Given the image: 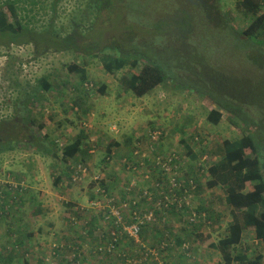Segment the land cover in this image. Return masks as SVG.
Returning a JSON list of instances; mask_svg holds the SVG:
<instances>
[{"label":"rangeland","instance_id":"rangeland-1","mask_svg":"<svg viewBox=\"0 0 264 264\" xmlns=\"http://www.w3.org/2000/svg\"><path fill=\"white\" fill-rule=\"evenodd\" d=\"M55 1V10L52 11L51 7ZM118 1L110 0L107 3L109 12L121 13L122 2ZM128 1L129 7L134 5L138 10L132 18L130 17L131 19L126 18L127 20L123 21V24L129 25L127 33H131L134 28L146 29L153 12L155 16H164L168 12L169 5L165 0H153L154 6L151 0ZM237 1L220 0V8L230 17V24L244 30L248 22L236 12L234 7ZM85 2L86 0H23L20 4L25 7L21 12V16H24L22 23L28 21L31 27L41 29L52 20L51 33L58 35L57 37L66 36L75 26L77 28L76 23L82 26H84L82 23H88L90 15L84 9ZM2 7L8 12L4 5ZM262 11L264 3L261 6V13ZM143 17L146 22L148 21L145 25L139 22ZM109 18H100L99 15L91 18L88 34L102 36L101 39L95 36V40H99L101 45L100 51H96L97 56L85 57L70 51L55 52L49 46L37 47L34 43L0 46V123L4 122L5 125L16 122V129L10 135L15 136L16 133V137L23 141L17 144L13 151L0 155V264H24V261L28 264H217L220 260L218 251L206 248L205 244L207 241L216 243L227 235V225L232 216L230 208L224 203V190L220 187L207 189L205 186L206 172H200L195 177L197 183H200L199 189L193 187L186 201L188 205H183L187 210L182 212L189 214L183 215V218L176 213L170 214L171 220H166L168 226L147 229L148 239L146 241L139 239L141 245L138 241L135 244L126 239L121 244L123 248H116L111 256L93 253V246L100 242L107 225L101 222L99 215L101 208L99 210L89 208V196L95 193L91 179L97 177L96 173H99L98 176L103 180H109L113 186L118 185L116 189L129 184L137 187L138 184L135 183L137 174L123 170L121 165L128 161L129 152L136 143H140L144 151L138 154V159H143L152 152L151 147L146 144L147 132L157 129L166 135L163 145H166L169 151H178L180 133L174 132L173 129L180 123L187 125L188 120L184 118L190 117L189 114L197 119L194 126L188 123L185 134L189 137L195 133V128L201 127L204 138L196 144L194 151L197 153L201 151L202 156L191 160L188 156L182 155L181 159L186 163L182 162L179 168L181 170L177 171L180 177H184L187 167L194 165V168L197 167L195 163L200 160L203 161V167L218 161L223 154V141L237 139L246 132L240 123L237 126L231 124L228 115H224L218 125L208 123L205 116L206 111L210 110V102L207 99H200L193 92L175 88L170 83L141 98L126 91L120 84V78L130 68L125 66L113 74H108L99 59L101 53L106 54L111 52L113 47L122 46L119 44V33L114 30L115 18L110 16ZM8 19L12 21L11 17ZM119 24L117 23L122 30L123 24ZM90 25L85 27L89 28ZM33 39L38 41V38ZM145 40L147 35L139 32L135 39L138 50H142ZM225 41L228 40H221L222 45L230 48L231 42L228 41L227 44ZM261 42L264 45V41ZM225 51L231 52L235 59H227L226 55L220 62L218 61L219 70L235 79L251 80L254 85L252 89L256 93L242 96L238 89L239 83L231 80L228 81L226 88L231 95L235 89L233 93L235 97L238 95L254 103L255 108L264 114L262 90L264 75L256 71L252 65L245 63L240 54L235 53V49ZM209 55L211 58L222 56L220 52L211 49ZM195 59L198 60V57ZM216 61L217 59L213 60ZM70 64H76L86 70L83 85L76 72L67 70ZM140 64L143 65L142 62ZM43 77L53 84L49 90L54 89L51 92L39 91L36 94L37 98L30 104L32 110L27 118L32 119L34 123L26 124L27 121L22 122L17 116L15 101L20 102L22 97L32 95ZM84 85H87L88 90H85ZM102 85L106 86L104 95L97 91ZM75 97H80L83 102L77 112H74L77 108L73 107ZM80 131L87 136L83 143L86 149L97 143L93 149L94 153L90 150L89 153L93 154L87 152L84 155L81 151L76 160L68 159L66 163L60 161L62 146L70 143ZM128 138H131L130 143L124 142L128 141ZM12 139L13 137L9 136L7 140ZM52 140L58 143L56 144L58 147L52 150V153L57 154L55 157L51 153L44 154L45 150L53 145ZM30 141L36 143L39 150L29 144ZM111 141L119 143V146L112 147L114 156L105 164L103 158L106 156L105 148ZM82 159H85L84 164L89 170L86 172L84 182L74 184L66 177L69 174L66 167L74 169L75 164L80 162L78 160ZM153 160V157H150V162ZM162 165L164 168L172 169L163 163ZM169 174L175 175V171L171 170ZM148 176L150 177V174ZM151 180L153 181V178ZM19 186L21 191L18 190ZM79 205L91 209L92 212L87 210L84 217L77 215ZM201 207L210 212L208 219L206 215L197 213ZM93 216L95 224L99 223L100 227L92 231L90 229L92 238L87 236L85 239L81 234L82 226L91 223ZM86 221L89 222L85 223ZM159 230L162 231V236L157 234ZM154 235L157 237H153ZM162 238L163 242L157 246ZM177 238L183 241L182 245L176 244ZM74 242L81 245L78 263L69 262L73 260L74 254L72 248L70 250L65 248V243L70 246ZM242 244L238 246V250L246 248L245 252L250 258L261 254L264 264V245L254 239L252 230L247 232ZM162 245L163 248L169 246V250L160 252ZM55 246L62 247L58 257L52 255Z\"/></svg>","mask_w":264,"mask_h":264},{"label":"trees","instance_id":"trees-1","mask_svg":"<svg viewBox=\"0 0 264 264\" xmlns=\"http://www.w3.org/2000/svg\"><path fill=\"white\" fill-rule=\"evenodd\" d=\"M119 1L123 3L120 4L122 10L121 13L115 14L113 11H108L109 5L107 3L110 0H86L84 9L90 15V18L87 19L88 23H82L84 26L76 23L77 28L75 26L70 34L57 37L58 35L55 36L51 33L53 29L52 20L43 25L41 29L33 28L28 21L22 23L24 16H21V12L25 7L20 4L23 0H5L0 2V46L34 43L37 47L49 46L55 52L70 51L85 57L97 56L98 52L96 51H100L101 45L99 40H95V36L99 39L102 36L101 34H88L91 28V18L97 15L100 18H109L110 16L115 18L113 26L114 30L119 33V44L122 46L120 48L113 47L112 51L106 54L101 53L99 59L102 62L104 71L108 74H113L125 66L130 68L120 78V84L126 91L131 92L137 98H141L149 95L156 88L170 83L175 88L188 90L195 93L200 99H207L210 102V110L206 111L205 116L208 123L218 125L222 122L224 115H228L231 124L237 126L240 123L246 132L237 139L223 141V154L218 161L203 167V161L200 160L195 163L198 165L197 167L194 168L195 165L187 167V171L184 172L185 175L183 174L184 177L177 174V171L181 170L179 169L182 166L181 163H186L182 160V157L188 156V159L195 160L197 156H202L201 151L199 153L194 151L196 144H199L204 138L201 127L195 128V133L189 137L185 134L188 123L194 126L197 119L189 114L190 117L184 118L188 120L187 125L180 123L173 129L174 132L180 133L178 151H169L168 147L163 145L166 135L160 133L157 129H151L147 132L145 135L146 144L151 147L152 152L147 157L138 159V154L144 151L140 143H136L129 152L128 161L121 165L123 170H129V173L134 172L137 174L135 182L138 184L137 187L129 184L119 186L116 189L118 185L113 186L109 180L99 178V173H96L97 180L91 179V185L92 188H95V193L89 196V208H98V210L101 208L99 211L101 222L107 225V230L102 232L100 242L93 246V253L95 255L103 253V256H111L116 248H123L121 244L126 239L135 244L138 241L141 245L139 239L145 241L148 239L147 229L166 228L168 226L169 223L166 220H171L169 218L170 214L176 213L180 218H183L185 214H189L182 212V210H187L186 206L183 205H188V202L179 203L173 201L172 197L166 200L164 194L159 193V185L162 184L166 186L165 193L167 188L172 189L168 185L169 175L163 167V163L175 171L176 182L183 181L182 185L184 187L178 189L175 194L177 197H182L185 193H191L192 187L189 182L193 184L195 189H199L200 183H197L195 177L200 172H206L207 174L205 177L207 189L220 187L224 190V203L230 208L232 216L227 225V235L216 243L207 241L205 244L206 248L218 251L220 260L217 264H262L261 254L253 255L250 258L245 252L246 248L245 250H238L237 248L243 245L242 239L247 236L249 230H252L254 239L259 240L264 245V114L255 108L254 103H250L238 95L235 97L233 94L235 89L231 95L226 88L228 81L231 80L234 83H239L238 89H240L242 96L255 95L256 92L252 89L253 82L251 80L235 79L231 75L222 72L219 70L220 63L218 61L220 62L226 55L227 59H235L231 52L227 53L225 51V49H235V53L240 54L245 63L252 65L256 71L264 75V45L261 42V40L264 41V11L261 13L263 0H238L236 2L234 7L236 12L248 22L244 30L237 29L230 24V17L227 13H223L220 8V0H165L169 7L164 16H155L153 12L150 24L147 25L146 29L137 30V28H134L131 33L126 32L129 25L123 24V21L127 20L126 18L131 19L138 8L134 5L129 7L128 0ZM31 3L34 2L31 1ZM151 4L154 6L153 0H151ZM2 5L6 7L8 12L3 10ZM55 6L56 1L52 4V11L55 10ZM9 17L12 18V21H9ZM139 22L143 25L148 23L145 17L140 19ZM117 23L123 24L122 30L119 29ZM87 25H90V27H85ZM139 32L147 35V40L143 41L142 50H138L137 45H135V39ZM33 38H38V41ZM222 39L230 41L231 47H224L221 43ZM228 41L225 42L228 44ZM210 49L220 52L222 56L211 58L209 55ZM196 57H198V60L195 59ZM215 59L217 61L213 62ZM67 70L76 72L79 75L81 84L85 83L86 70L83 67L70 64L67 66ZM39 83L32 95L22 97L20 102L15 101L17 116L22 122L27 121L26 124L34 123L32 119L27 120V118L31 114L32 107L30 104L34 98H37L36 94L39 91L51 92L54 89L49 90L51 86L53 87V84L46 77L41 78ZM83 87L88 90L87 85ZM262 90L264 91V88ZM97 91L100 95H104L106 86L102 85ZM81 105H83L81 98L75 97L73 107H76L77 110H74V112L79 111ZM234 120H237V122ZM3 123H0V155L3 152L13 151L17 144L23 142L16 137V133L15 136L10 135L16 129V122L13 121L5 125ZM39 126L41 127V125ZM157 132L159 134H155ZM181 133H183V137H181ZM9 136L13 137L10 141L7 140ZM86 138L84 132L80 131L70 143L62 146L59 160L64 163L68 159L76 160L81 151L84 155L87 152L93 154V149L97 143L95 142L94 146L86 149L83 146ZM130 141L131 138H128V143ZM51 142L53 145L46 149L44 154L51 153L55 157L57 154L52 153V150L58 147L56 145L58 143H55L54 140ZM28 143L39 150L36 143L31 141ZM118 146L119 143L115 141L108 143L105 148L106 156L103 157L105 164L110 162L114 156L112 147ZM90 150H93V153H89ZM40 153L43 154V152ZM149 156L153 157V162H150ZM78 161L80 162H77L75 166L81 164L86 170H89L84 164L85 159ZM189 162L193 163L190 160ZM66 169L69 173L66 177L70 178L72 183L80 184L85 181L86 176L83 179L73 181L75 170L70 166ZM190 173L192 174L187 175ZM148 174H150V177H147ZM57 181H59L58 177ZM18 190L21 191L20 186ZM104 196L110 198V207L118 208L121 206L118 217L109 212L110 207L109 209L104 208ZM95 200L99 202L97 205L93 204ZM78 208L77 215L82 217L85 216L84 212L87 210L92 212L91 209L82 208L80 205ZM148 213L152 214V218L149 220L142 219L140 221L138 219ZM197 213L206 215L207 219L210 214L203 207L199 208ZM165 216L169 219H166ZM71 221L73 222L74 219ZM186 221L188 223V219ZM87 222L89 221L85 223ZM133 224L138 227L137 238L131 237L124 231V227ZM96 227L99 228L100 225L99 223L95 224V217L93 216L91 223L82 226L81 234L85 239H87V236L92 238L90 229L92 231ZM112 232H114V235H111ZM157 234L162 236V231L159 230ZM153 237L157 236L154 235ZM163 240L164 238L157 243V246ZM176 244L182 245L183 241L181 242L177 238ZM80 246L75 242L70 246L65 243V248L67 247L69 250L72 248L74 254L73 260H69L70 263H78ZM165 250L168 251L169 246L163 248L162 245L160 252H165ZM166 256L168 257V255ZM24 264H28L27 261H24Z\"/></svg>","mask_w":264,"mask_h":264},{"label":"built area","instance_id":"built-area-1","mask_svg":"<svg viewBox=\"0 0 264 264\" xmlns=\"http://www.w3.org/2000/svg\"><path fill=\"white\" fill-rule=\"evenodd\" d=\"M156 134V133H155ZM165 165V164H164ZM74 170H75V173H74V176H73V181H77V180H80L81 178L83 179L85 176H86V168L81 165V164H78L76 166H74ZM166 171H168V175H169V180H168V185L171 186L172 189L170 188H167L166 189V193L164 192L166 186L165 185H159V193L162 195L164 194L165 198H167L166 200L170 199L169 197H172L173 198V201H178L179 203L183 202V201H187L188 198L190 197L189 193H185L184 196L182 197H177L175 194L177 193L178 189H181L183 188L184 186L182 185L183 184V181H180V182H176V177L174 174H169V172L171 171V169L169 168H165ZM129 171V170H128ZM132 172V171H131ZM134 173V172H133ZM148 177V175H147ZM98 177H95L94 179L97 180ZM101 178V177H99ZM189 185L193 188V184H191L189 182ZM178 187V188H177ZM177 188V190H175ZM147 193V191H145ZM150 194V193H149ZM105 200L104 201V208H108L110 207L109 203H110V198L109 197H106L104 196ZM99 202L96 201L94 202L93 204L94 205H97ZM121 208V206H119L118 208H112L110 207V210L109 212L114 215L115 217H118L119 215V209ZM152 218V214L151 213H148V214H144L143 216H140L138 219H140V221L142 219H150ZM124 231H126L131 237L133 238H137V232H138V227L137 225H130V226H126L124 227ZM111 235H114V232L111 233ZM62 247H58V246H55L54 249H53V252H52V255L55 256V257H58L59 254L61 253V249ZM54 264V263H52Z\"/></svg>","mask_w":264,"mask_h":264},{"label":"crops","instance_id":"crops-1","mask_svg":"<svg viewBox=\"0 0 264 264\" xmlns=\"http://www.w3.org/2000/svg\"><path fill=\"white\" fill-rule=\"evenodd\" d=\"M128 142V141H127Z\"/></svg>","mask_w":264,"mask_h":264}]
</instances>
